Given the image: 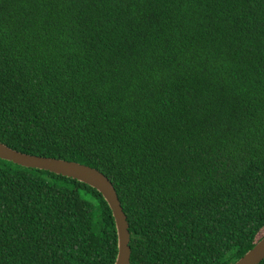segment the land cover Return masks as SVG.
Returning <instances> with one entry per match:
<instances>
[{"label": "trees", "instance_id": "obj_1", "mask_svg": "<svg viewBox=\"0 0 264 264\" xmlns=\"http://www.w3.org/2000/svg\"><path fill=\"white\" fill-rule=\"evenodd\" d=\"M0 140L104 173L130 264H234L264 236V0H0ZM116 255L96 189L0 159V264Z\"/></svg>", "mask_w": 264, "mask_h": 264}, {"label": "water", "instance_id": "obj_2", "mask_svg": "<svg viewBox=\"0 0 264 264\" xmlns=\"http://www.w3.org/2000/svg\"><path fill=\"white\" fill-rule=\"evenodd\" d=\"M0 159L26 168L46 170L76 179L96 189L112 211L117 233V255L114 264H130V231L127 216L110 179L100 170L76 161L25 153L0 140ZM264 259V236L234 264H259Z\"/></svg>", "mask_w": 264, "mask_h": 264}]
</instances>
